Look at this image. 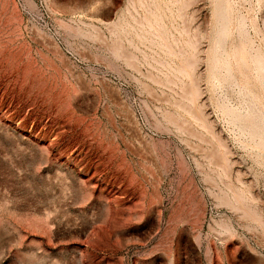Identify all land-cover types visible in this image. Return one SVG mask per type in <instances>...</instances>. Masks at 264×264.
Listing matches in <instances>:
<instances>
[{
  "label": "rangeland",
  "instance_id": "rangeland-1",
  "mask_svg": "<svg viewBox=\"0 0 264 264\" xmlns=\"http://www.w3.org/2000/svg\"><path fill=\"white\" fill-rule=\"evenodd\" d=\"M259 61L264 0H0V264H264Z\"/></svg>",
  "mask_w": 264,
  "mask_h": 264
},
{
  "label": "bare ground",
  "instance_id": "bare-ground-1",
  "mask_svg": "<svg viewBox=\"0 0 264 264\" xmlns=\"http://www.w3.org/2000/svg\"><path fill=\"white\" fill-rule=\"evenodd\" d=\"M138 1H139V0H138ZM141 1L143 2V0H140V2H141ZM169 1H170V0H169ZM179 1H180V0H179ZM218 1H219V0H218ZM220 1H221V0H220ZM222 2H223V1H222ZM170 3H172V1H171ZM142 4H144V3H142ZM157 4H158V3H157ZM168 4H169V3H168ZM173 4H174V1H173ZM173 4H172V5H173ZM158 5H159V4H158ZM219 5H220V4H219ZM167 6H168V5H167ZM222 7H223V6H222ZM168 8H169V7H168ZM149 9H150V8H149ZM170 9H171V8H170ZM157 10H158V9H157ZM219 11H220V10H219ZM148 12H149V11H148ZM171 12H172V11H171ZM223 12H224V10H223ZM155 13H156V12H155ZM155 13H154V14H155ZM159 13H160V12H159ZM173 14H174V13H173ZM170 15H171V14H170ZM223 15H224V14H223ZM160 16H161V15H160ZM160 16H159V17H160ZM145 17H146V14H145ZM145 17H144V18H145ZM217 17H219V16H217ZM162 18H163V16H162ZM221 18H222V17H221ZM145 19H146V18H145ZM163 19H164V18H163ZM223 19H224V18H223ZM221 20H222V19H221ZM146 21H147V26H148V28H149V31H155V30H156V27L154 26V24H152V22H151L150 20H148V17H147ZM154 21H156V19H155ZM157 21H158V20H157ZM162 21H163V20H162ZM223 21H224V20H223ZM223 21H221V23H222ZM226 21H227V20H226ZM136 22H137V24H140V25H141V23H142V21H141L140 23H139V21H136ZM225 23H226V22H225ZM142 24H143V23H142ZM145 24H146V23H144V25H145ZM158 24H159V23H158ZM219 24H220V23H219ZM226 24H227V23H226ZM162 25H163V23H162ZM222 25H223V23H222ZM222 25H220V26H222ZM145 26H146V25H145ZM157 26L159 27L160 25H157ZM226 26H227V25H226ZM163 27H164V26H163ZM223 27L225 28V25H224ZM122 28H123V27H122ZM124 28H125V27H124ZM131 28H132V26H131ZM145 28H146V27H145ZM161 28H162V27H161ZM137 29H138V27H137ZM122 31H123V30H122ZM132 31H133V30H132ZM136 31H137V30H136V27H135V32H136ZM145 31H146V32H149V31L147 30V28H146ZM168 31H169V30H168ZM225 31H226V30H225ZM140 32H142V31H140ZM155 32H156V34H154V37H155V35H156V37H158V38H160L162 41H164V40H163L164 37H162V33H161L162 31L160 32V31L158 30V32H157V30H156ZM223 32H224V31H223ZM220 34H221V33H220ZM141 35H142V34H141ZM152 35H153V34H152ZM142 36H143V35H142ZM142 36H141V37H142ZM220 36H222V35H220ZM138 37H139V34H138ZM141 37H140V38H141ZM143 37L145 38V35H144ZM146 37H147V36H146ZM147 38H148V37H147ZM150 38H151V37H150ZM145 39H146V38H145ZM151 39H152V38H151ZM153 39H154V38H153ZM140 40H142V39H140ZM154 40H155V39H154ZM158 40H159V39H158ZM174 40H175V38H174ZM178 40H179V39H178ZM223 40H224V39H223ZM146 41H148V40H146ZM169 41H170V40H169ZM169 41H168V42H169ZM154 42H155V41H154ZM157 42H160V41H157ZM168 42H167V43H168ZM180 42H181V40H180ZM180 42H179V43H180ZM186 42H187V41H186ZM148 43H149V41H148ZM167 43H165V44H166L165 46H166L167 50L169 51V54H171L172 56L175 57V54H176V52H174V49H175V48H173L171 45H168V44H170L171 42L168 43V44H167ZM175 43L177 44L178 42H176V40H175ZM153 44H154V43H153ZM158 44H159V43H158ZM187 44H188V42H187ZM151 45H152V44H151ZM159 45H162V44H159ZM177 45H178V44H177ZM155 46H156V45H155ZM156 47H157V46H156ZM157 48H158V47H157ZM164 48H165V47H164ZM187 49L190 50L189 48H187ZM161 51H162V50H161ZM180 51H181V50H180ZM117 53H118V52H117ZM179 53H181V52H179ZM185 53H186V52H185ZM186 54H187V53H186ZM178 56H179V55H178ZM183 56H184V55H183ZM188 56H189V55H188ZM169 57H170V56H169ZM196 57H197V56H195V58H196ZM172 58H173V57H172ZM186 58H187V60H186L187 62L185 61V64L183 65V69H181V71L178 73L179 75H180V73H181V75L183 74V75H182L183 78H185V77H184V74L189 73V72H188V69H189V68L191 69L190 71H192L193 69L197 68L196 65H198V63H199V62H197V60H196L197 58H196V59L194 58V59H191V60H189L188 57H186ZM176 59H177V58H176ZM258 59H259V58H258ZM171 60H172V59H171ZM178 60H180V58H179ZM181 60H182V59H181ZM184 60H185V59H184ZM184 60H183V61H184ZM260 61H261V59H260ZM260 61L257 62V65L259 66L260 70H261V69L263 70V69H264V64H263L264 62L262 63V62H260ZM156 62H157V61H156ZM158 62H159V61H158ZM160 62H161V61H160ZM180 62H181V61H180ZM157 64H161V65H162V63H157ZM167 64H168V63H167ZM169 64H170V63H169ZM169 64H168V65H169ZM181 64H183V63L181 62L179 67H181ZM169 66H170V65H169ZM164 67H165V66H164ZM179 67H178V68H179ZM181 68H182V67H181ZM176 69H177V68H176ZM262 70H261V71H262ZM194 71H195V70H194ZM192 73H193V72H192ZM178 74H177V75H178ZM188 75H189V78H190V74H188ZM179 77H180V76H179ZM186 77H188V76H186ZM193 78H194V77H193ZM180 79H181V78H180ZM196 81H197V80H196ZM195 83H196V82H195ZM195 83H194V84H195ZM194 84H193V85H194ZM194 87L197 88L198 86H197V85H196V86L194 85ZM191 89H192V90H191V92H190V93H191V96H190V97L192 98V100H190V98H188V99H189L190 101H192V104H193V99H194V100H198V97H199V96L196 98V94H195L196 91L193 90V87H192V86H191ZM197 89H198V88H197ZM189 90H190V89H189ZM189 90H188V91H189ZM197 91H198V90H197ZM188 93H189V92H188ZM190 93H189L188 95H190ZM199 93H200V92L198 91V94H199ZM198 94H197V95H198ZM195 102H196V101H195ZM195 102H194V104H195ZM190 103H191V102H190ZM194 106H195V105H194ZM198 109H199V108H198ZM199 110H200V109H199ZM260 115H261V114H260ZM240 118H241V117H240ZM250 119H251V117H250ZM254 121H255V120H254ZM201 122H202V121H201ZM247 123H248V121H247ZM255 123H256V122H255ZM255 123H254V124H255ZM252 124H253V123H252ZM207 126H208V125H207ZM256 126H257V125H256ZM257 127H258V126H257ZM263 132H264V131H263ZM263 140H264V139H263ZM236 198L238 199V196H237V195H236L235 199H236ZM240 198H241V196H240ZM226 199H227V198H226ZM226 199H225V200H226ZM235 199H234V200H235ZM237 199H236V200H237ZM226 201H227V200H226ZM237 201H239V200H237ZM228 202H229V200H228ZM235 202H236V201H235ZM226 203H227V202H226ZM229 203H230V202H229ZM232 204H233V202L231 203V205H232Z\"/></svg>",
  "mask_w": 264,
  "mask_h": 264
}]
</instances>
